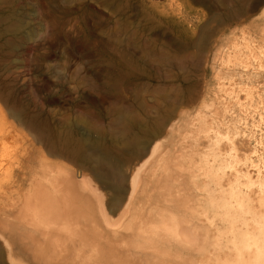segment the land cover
Wrapping results in <instances>:
<instances>
[{
	"label": "rangeland",
	"instance_id": "obj_1",
	"mask_svg": "<svg viewBox=\"0 0 264 264\" xmlns=\"http://www.w3.org/2000/svg\"><path fill=\"white\" fill-rule=\"evenodd\" d=\"M209 2L0 0V229L5 227L0 230V250L4 256L7 243L17 259L24 257L33 264L22 253L7 200L10 195L16 199L19 190H30L38 157L44 153L47 163L58 160L69 170L75 165L73 160L47 155L38 130L109 146L90 124L107 127L117 112L128 110L142 122L164 119L166 132L172 126L188 132L193 117L205 118L215 106L220 116L219 100L234 99V92L222 93L224 87L234 88L245 108L250 102L247 109L253 113L260 88L264 89V70L257 71L256 58L264 50V0L243 1L246 9L234 16L231 6L236 0ZM174 95L178 96L171 103ZM186 118L184 129L180 121ZM5 222L14 228L8 230Z\"/></svg>",
	"mask_w": 264,
	"mask_h": 264
},
{
	"label": "bare ground",
	"instance_id": "obj_2",
	"mask_svg": "<svg viewBox=\"0 0 264 264\" xmlns=\"http://www.w3.org/2000/svg\"><path fill=\"white\" fill-rule=\"evenodd\" d=\"M236 1L232 16L246 9L245 0ZM256 58L257 71L264 70L263 49ZM260 90L251 113L250 102L245 108L238 92L224 87L234 99L219 100L220 116L215 106L205 118L186 122L188 132L173 126L166 132L164 119L142 122L128 110L107 127L90 124L109 146L38 130L47 155L75 165L69 170L58 160L47 163L43 153L30 190H11L21 193L7 201L22 253L33 264H264ZM6 244L0 264H28Z\"/></svg>",
	"mask_w": 264,
	"mask_h": 264
}]
</instances>
